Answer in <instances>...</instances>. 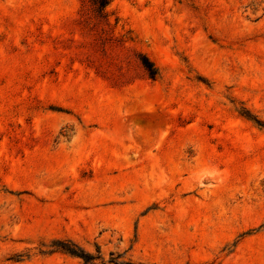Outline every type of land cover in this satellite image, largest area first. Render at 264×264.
<instances>
[{"label":"rangeland","instance_id":"1","mask_svg":"<svg viewBox=\"0 0 264 264\" xmlns=\"http://www.w3.org/2000/svg\"><path fill=\"white\" fill-rule=\"evenodd\" d=\"M106 11L0 0V264H264V0Z\"/></svg>","mask_w":264,"mask_h":264},{"label":"trees","instance_id":"2","mask_svg":"<svg viewBox=\"0 0 264 264\" xmlns=\"http://www.w3.org/2000/svg\"><path fill=\"white\" fill-rule=\"evenodd\" d=\"M90 5L94 8V11L100 14L103 17L107 16L106 7L111 2V0H88ZM139 63L142 68L145 70L149 78L155 79L158 76V69L155 64L150 60V58L144 53H139L138 55ZM62 250L67 251L68 253L81 257L85 260H89L88 255L85 251L81 250L79 247L73 245L71 248L61 247Z\"/></svg>","mask_w":264,"mask_h":264}]
</instances>
